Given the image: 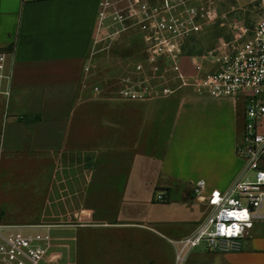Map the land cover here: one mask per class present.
<instances>
[{
    "label": "crops",
    "instance_id": "0c3cea01",
    "mask_svg": "<svg viewBox=\"0 0 264 264\" xmlns=\"http://www.w3.org/2000/svg\"><path fill=\"white\" fill-rule=\"evenodd\" d=\"M98 2L0 0V50L10 53L12 70L9 95H0V222L34 224L59 215L61 208L51 205L57 154L83 151L87 172L74 176V204L86 208L88 195L96 193L90 199L96 204L93 212H113V222L100 219L102 226L113 225V264H175L170 241L192 232L209 211L195 198V184L202 182L201 196L225 192L243 169L236 154L243 102L197 95L190 88L177 91L162 150L159 156L147 154L144 103L167 98L131 102L103 89L92 97L80 87L84 79L99 82L102 74L99 58L91 57ZM87 64L92 65L88 78L83 73ZM128 68L113 59L115 90ZM184 70L192 73L187 60ZM260 166L264 169V157ZM157 193L163 194V203L153 201ZM173 202L180 209L204 211L171 223L141 219L139 203ZM185 264H264V223L247 230L239 251L214 253L200 247Z\"/></svg>",
    "mask_w": 264,
    "mask_h": 264
},
{
    "label": "built area",
    "instance_id": "2783aa9c",
    "mask_svg": "<svg viewBox=\"0 0 264 264\" xmlns=\"http://www.w3.org/2000/svg\"><path fill=\"white\" fill-rule=\"evenodd\" d=\"M253 1L259 5V16L251 27L239 19H229L211 3L196 0H99L97 4L91 57L111 53L112 47L125 38L138 43V51L126 56L129 68L117 78L118 88L112 96L149 102L190 88L197 95L243 102V129L236 143L243 169L225 192L212 190L201 196L203 184H195V198L209 211L191 233L170 241L175 264H185L191 252L200 247L214 253L237 252L247 230L264 223V181L260 180L264 174L260 166L264 157V0ZM215 24L225 27L227 35L201 56L187 54L186 43ZM9 55L0 50V95L5 97L12 80ZM186 60L191 74L184 70ZM91 70L90 64L83 67L86 78ZM87 81L81 82V90H89L92 97L100 95L101 83ZM85 158L83 151L60 150L57 154L51 205L62 212L53 217L55 221L0 222V264H42L48 257L54 258L51 231L84 226L90 221L85 215L91 210L83 205L73 209L71 205L77 195L72 187L74 176L87 172ZM155 200L165 201L161 193ZM230 212H244L248 219L229 216Z\"/></svg>",
    "mask_w": 264,
    "mask_h": 264
},
{
    "label": "rangeland",
    "instance_id": "374dc122",
    "mask_svg": "<svg viewBox=\"0 0 264 264\" xmlns=\"http://www.w3.org/2000/svg\"><path fill=\"white\" fill-rule=\"evenodd\" d=\"M148 1L154 2L157 0ZM196 1L211 3L220 13L226 14L229 19H239L249 27L254 24L259 16V5L253 0ZM226 35L227 31L225 27L220 28L216 24L204 28L198 35L186 43L185 52L201 56L205 51L216 46L220 37ZM137 47L138 43L136 41L125 38L112 47L111 53L98 56L100 62L97 68L99 71H102V74L98 75V81L108 95H112L115 90L113 73L110 72V65L113 59L116 60L117 58L125 62L126 56L132 55L133 49H137ZM178 98L179 95L176 94L159 102L144 103L146 106L143 108V113L149 115L148 126L147 128L146 126L143 127V139L147 154L159 156L167 137L171 117ZM140 124H142V121ZM157 194L153 196V201H156L155 197ZM89 197L90 195H88L89 202L86 208L92 211L88 212L85 217L90 221L85 222L84 226L74 228L63 226L51 231L53 239L51 255L54 258L48 257L42 264H113V225H100L102 223L100 219H104L105 222L103 223L107 224L113 222V212L108 215H103L96 212V210L93 212L96 204L91 202L90 199L96 197V193H92L91 198ZM108 201L111 202L113 207V198L108 199ZM122 204L123 206L127 205V200L125 199ZM138 205H140L139 210L142 212L141 219L143 221L152 217L158 221L164 220L171 223L190 218V215L200 216L201 214L198 212L204 211L203 209L199 211L197 208L190 210L186 207L180 209L174 202L167 206L155 204L154 206L141 207V203ZM206 211L208 210L206 209ZM201 217L203 218V216ZM201 217L200 219H202ZM55 220L52 219V221Z\"/></svg>",
    "mask_w": 264,
    "mask_h": 264
},
{
    "label": "clouds",
    "instance_id": "9594fccd",
    "mask_svg": "<svg viewBox=\"0 0 264 264\" xmlns=\"http://www.w3.org/2000/svg\"><path fill=\"white\" fill-rule=\"evenodd\" d=\"M260 180L264 181V174H262L260 176ZM229 216H237L241 220H247L248 219L247 215L244 212H240V213H231L230 212ZM233 227H236V226L234 225ZM232 234H238V233H232Z\"/></svg>",
    "mask_w": 264,
    "mask_h": 264
},
{
    "label": "flooded vegetation",
    "instance_id": "af4514ba",
    "mask_svg": "<svg viewBox=\"0 0 264 264\" xmlns=\"http://www.w3.org/2000/svg\"><path fill=\"white\" fill-rule=\"evenodd\" d=\"M73 200H75V198H74ZM71 205H72V208L75 209V204H71ZM70 207H71V206H70Z\"/></svg>",
    "mask_w": 264,
    "mask_h": 264
},
{
    "label": "snow or ice",
    "instance_id": "6c2138e0",
    "mask_svg": "<svg viewBox=\"0 0 264 264\" xmlns=\"http://www.w3.org/2000/svg\"><path fill=\"white\" fill-rule=\"evenodd\" d=\"M213 195L215 196L216 194L214 193Z\"/></svg>",
    "mask_w": 264,
    "mask_h": 264
},
{
    "label": "trees",
    "instance_id": "16d2710c",
    "mask_svg": "<svg viewBox=\"0 0 264 264\" xmlns=\"http://www.w3.org/2000/svg\"><path fill=\"white\" fill-rule=\"evenodd\" d=\"M189 54V53H188ZM189 55H191V54H189Z\"/></svg>",
    "mask_w": 264,
    "mask_h": 264
}]
</instances>
